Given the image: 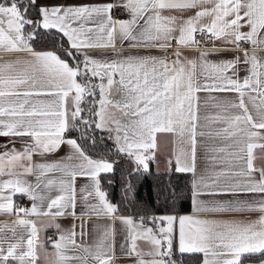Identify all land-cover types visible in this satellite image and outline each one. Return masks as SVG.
Segmentation results:
<instances>
[{"label":"snow or ice","instance_id":"snow-or-ice-1","mask_svg":"<svg viewBox=\"0 0 264 264\" xmlns=\"http://www.w3.org/2000/svg\"><path fill=\"white\" fill-rule=\"evenodd\" d=\"M0 137V264H38L47 227L57 264H115L116 223L133 264H264V0H0ZM149 176L166 214L136 199Z\"/></svg>","mask_w":264,"mask_h":264},{"label":"crops","instance_id":"crops-1","mask_svg":"<svg viewBox=\"0 0 264 264\" xmlns=\"http://www.w3.org/2000/svg\"><path fill=\"white\" fill-rule=\"evenodd\" d=\"M187 15H192V13H187ZM187 15L185 16V18H187ZM119 47V44L117 45ZM34 47L37 48V50H41L39 46H36L34 44ZM124 47L127 48L128 45L127 43L124 44ZM207 47H211V45H207V44H202L201 48H207ZM173 48H175V41H173ZM154 54H158V53H154ZM231 53H227L226 57H230ZM222 57H217V56H213L211 57V59L213 60H217V59H221ZM244 73H241V75H243ZM202 96L204 95L203 93L201 94ZM9 138L7 137H0V144L7 142ZM172 138L171 137H165V140L170 141ZM16 147L19 148L21 147V141L20 138H17V143H16ZM172 149V145L171 143H168L165 146V150H171ZM2 150V149H0ZM68 151V148L62 147L61 150L57 153H55L54 155L50 156L49 159H55V158H59L65 155V153ZM35 159H40L39 157H35ZM153 170H154V165H153ZM192 179V177H191ZM18 196H22V195H17L14 199L16 201V198ZM30 205H31V201L28 199ZM82 211V206L81 204L78 202L77 203V207H76V215L77 217L80 215ZM193 211V206H192V200L191 197L189 198V207L187 210L185 211H177L180 214H191ZM133 213H123L120 212L118 213V215H130ZM161 214H166V213H159L156 215H161ZM259 213H251L249 215L250 219H256L258 217ZM6 219H10L9 217L0 215V220H6ZM33 219H36L38 222H43L44 224H47V222L51 219V217L48 216H39V217H33ZM55 223H58L61 225V227L65 230L70 229L72 227V225L75 223L77 224V232L80 231L79 228V221L76 220L74 217H72L71 215H66L63 217H57L55 218ZM106 223V219L105 218H101L100 220H97V218L93 215L91 216L89 222H87L84 225V229L87 233V235L84 237V241L87 244H91L94 243L95 240L97 239L98 235H99V228H102ZM41 225L38 223V227H40ZM99 226V228L97 227ZM113 228L115 229V235H114V243H115V264H133L132 259L128 258L126 256L123 255V253L120 250V245L123 243L124 241V232H123V226L119 223H116L113 225ZM49 230H54L56 232V235L54 237V239H51L52 241H55L56 239H58V232L55 228L52 227H47V228H43L40 232V243L43 245V247L41 249H39V260H38V264H57V257L55 255V249L52 247V244L49 242V238L47 237L46 233ZM141 247H146L145 245H141ZM68 255H72L71 252L67 253ZM200 259V258H199ZM258 258H248L246 260V264L248 260H256Z\"/></svg>","mask_w":264,"mask_h":264},{"label":"trees","instance_id":"trees-1","mask_svg":"<svg viewBox=\"0 0 264 264\" xmlns=\"http://www.w3.org/2000/svg\"><path fill=\"white\" fill-rule=\"evenodd\" d=\"M36 46H39L35 44ZM98 135H104V133H98ZM111 179V177H107ZM153 177L149 176L143 181L142 187L139 188L137 193V201L140 203L146 202L149 206L152 207L154 214L159 213H167L168 209L164 206L162 202H158L156 197L152 191L153 189ZM173 187L177 189L178 192L182 193V195L178 198V201L175 205V211H185L189 207V198H190V191H191V175L188 174H178L174 175L172 178ZM105 189L109 192V199L113 203L119 204L122 199V189L117 184L115 187H109L105 185ZM162 208L163 211L157 212V208ZM123 213H133L126 209L121 210ZM134 214V213H133ZM142 215L144 213H141ZM174 259L178 262L183 261V264H195L197 260H199V256L193 257L189 255H185L184 257H180L179 253L174 251ZM250 258H257V257H250ZM248 259V258H247Z\"/></svg>","mask_w":264,"mask_h":264},{"label":"built area","instance_id":"built-area-1","mask_svg":"<svg viewBox=\"0 0 264 264\" xmlns=\"http://www.w3.org/2000/svg\"><path fill=\"white\" fill-rule=\"evenodd\" d=\"M114 15L117 16V17H121L124 14H123L122 11H119V12H115ZM197 38L198 39H204L203 37H200V36H198ZM16 203H19L23 207H30V203H29L28 199L25 196H18L16 198ZM46 235H47L48 238L54 239V237L56 235V232L54 230H49L46 233Z\"/></svg>","mask_w":264,"mask_h":264}]
</instances>
